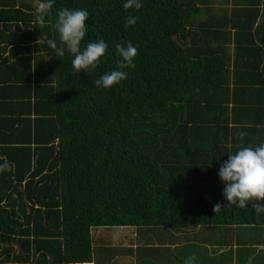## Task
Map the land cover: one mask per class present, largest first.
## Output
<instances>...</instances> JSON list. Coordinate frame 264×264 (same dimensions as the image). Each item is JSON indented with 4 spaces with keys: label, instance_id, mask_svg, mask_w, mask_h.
<instances>
[{
    "label": "trees",
    "instance_id": "trees-1",
    "mask_svg": "<svg viewBox=\"0 0 264 264\" xmlns=\"http://www.w3.org/2000/svg\"><path fill=\"white\" fill-rule=\"evenodd\" d=\"M40 2L0 0V164L14 165L0 172V264H93L104 231L126 226L250 227L258 242L264 202L227 207L218 173L264 144V0H54L43 26ZM64 8L90 13L82 49L109 46L91 75L47 44ZM129 42L128 78L98 88Z\"/></svg>",
    "mask_w": 264,
    "mask_h": 264
},
{
    "label": "clouds",
    "instance_id": "clouds-1",
    "mask_svg": "<svg viewBox=\"0 0 264 264\" xmlns=\"http://www.w3.org/2000/svg\"><path fill=\"white\" fill-rule=\"evenodd\" d=\"M54 0H41L37 7V22L43 26L45 17L52 9ZM140 0H125L123 8L127 11L130 9L139 10L142 8ZM90 13L87 10L64 8L58 11V18L55 28L59 34V45L53 39H48L47 44L56 52L57 57H63L66 52L73 59L72 66L76 72L87 71L90 75L101 63L108 51V44L100 39L99 41H88L82 49V41L88 33L86 21ZM138 17H126L125 27L133 26L137 23ZM42 37L37 41L41 43ZM116 51L122 59L118 60L117 69L112 70L93 83L99 88H110L128 78L126 69L134 68V58L138 54L137 47L132 43L127 46L120 44L115 45ZM238 139L243 140L245 133L236 134ZM14 165L7 160L0 164V172L11 171ZM220 179L225 183L223 191L228 206H236L245 209L250 202H264V144L258 146H240L235 153H229L228 160L221 165L219 173ZM225 205L217 203L213 211L218 213ZM253 209L257 214L264 212V203H253ZM196 256H188L184 264H195Z\"/></svg>",
    "mask_w": 264,
    "mask_h": 264
},
{
    "label": "crops",
    "instance_id": "crops-1",
    "mask_svg": "<svg viewBox=\"0 0 264 264\" xmlns=\"http://www.w3.org/2000/svg\"><path fill=\"white\" fill-rule=\"evenodd\" d=\"M97 231L94 235L101 238ZM104 232L108 239L100 241L93 264H184L193 254L195 264H264V234H256L259 241L254 242L250 227H234L228 237L206 225L181 230L126 226Z\"/></svg>",
    "mask_w": 264,
    "mask_h": 264
},
{
    "label": "rangeland",
    "instance_id": "rangeland-1",
    "mask_svg": "<svg viewBox=\"0 0 264 264\" xmlns=\"http://www.w3.org/2000/svg\"><path fill=\"white\" fill-rule=\"evenodd\" d=\"M124 228V227H123ZM111 230H115V229H113V228H110ZM119 229H122V228H119Z\"/></svg>",
    "mask_w": 264,
    "mask_h": 264
}]
</instances>
